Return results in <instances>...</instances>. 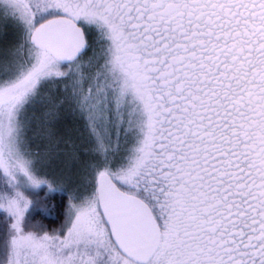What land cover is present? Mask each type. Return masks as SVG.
I'll return each instance as SVG.
<instances>
[{
    "label": "snow or ice",
    "instance_id": "obj_1",
    "mask_svg": "<svg viewBox=\"0 0 264 264\" xmlns=\"http://www.w3.org/2000/svg\"><path fill=\"white\" fill-rule=\"evenodd\" d=\"M9 27L0 264H264V0H0Z\"/></svg>",
    "mask_w": 264,
    "mask_h": 264
},
{
    "label": "trees",
    "instance_id": "obj_2",
    "mask_svg": "<svg viewBox=\"0 0 264 264\" xmlns=\"http://www.w3.org/2000/svg\"><path fill=\"white\" fill-rule=\"evenodd\" d=\"M6 30L7 35L6 36H0V40H7V41H11L12 39H14L15 33H14V29L12 27L3 29V31ZM45 172L48 173L49 177L53 180L56 181H64L66 184V178L65 175H62L60 170L56 167V166H48V167H44L43 169ZM69 188L73 187L74 185H67ZM45 193L44 194V200H43V205H46L47 207L51 208L52 210L58 211V217L63 220V205L66 204V200L62 201L61 198L59 196L56 197H50V196H46V192L47 190H44ZM50 224L54 223V225L56 224V226H58L61 222L59 219H49L47 220ZM60 222V223H59ZM52 225V226H54Z\"/></svg>",
    "mask_w": 264,
    "mask_h": 264
},
{
    "label": "rangeland",
    "instance_id": "obj_3",
    "mask_svg": "<svg viewBox=\"0 0 264 264\" xmlns=\"http://www.w3.org/2000/svg\"><path fill=\"white\" fill-rule=\"evenodd\" d=\"M3 32H6V30H4ZM43 193H45L44 190L29 194V198L33 201V207L30 214V223L34 225H43L45 230L52 231L58 229L63 220L58 217V211H56V209L52 210L46 205H43ZM49 219H59L61 223L59 222L60 224L56 226V224L54 225V223L50 224L47 221Z\"/></svg>",
    "mask_w": 264,
    "mask_h": 264
}]
</instances>
